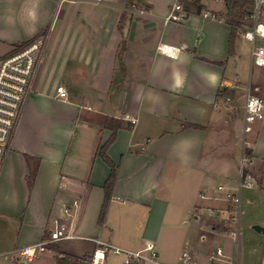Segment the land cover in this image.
<instances>
[{"label": "crops", "instance_id": "obj_1", "mask_svg": "<svg viewBox=\"0 0 264 264\" xmlns=\"http://www.w3.org/2000/svg\"><path fill=\"white\" fill-rule=\"evenodd\" d=\"M173 1L0 0V57L48 34L0 169V254L41 241L49 220L64 219L62 205L76 199L74 237L49 244L31 264H74L97 238L128 250L152 242L157 257L138 264H179L184 250L195 264H212L218 247L233 264H264V232L246 228L238 251L230 233L231 196L243 179L232 167L243 148L254 184L244 186L242 200L258 208L250 224L264 227V117L243 132L246 86L237 84L236 39L228 53L223 0L205 4L218 19L202 18V4L187 0L183 20L164 22ZM257 75L255 93L264 99V69ZM240 113L236 155L228 142ZM109 117L122 126L105 150L117 175L99 219L110 174L99 150L111 135ZM26 156L37 159L30 185L34 160ZM214 171L227 178L217 185L224 194L211 191ZM222 231L228 240L213 247ZM106 262L123 264L111 255Z\"/></svg>", "mask_w": 264, "mask_h": 264}, {"label": "built area", "instance_id": "obj_2", "mask_svg": "<svg viewBox=\"0 0 264 264\" xmlns=\"http://www.w3.org/2000/svg\"><path fill=\"white\" fill-rule=\"evenodd\" d=\"M102 2L103 0H91ZM187 0H174L171 4L164 22L183 20L188 13L184 8ZM202 4L198 14L204 19H218L217 12L206 7L205 4L218 2L221 0H189ZM264 0H253L251 12L248 16V24L238 28L237 33L250 43V65L264 68V21L260 20V6ZM139 11L138 14H143ZM48 34L43 33L27 40L22 45H16L12 50L0 57V169L3 160L9 150L10 142L22 112L26 97L31 90L34 76L40 66L47 43ZM57 92L64 93V88L58 86ZM230 100L229 97L226 98ZM264 117V99L251 91L248 83L245 90L244 103V126L243 132L248 133L253 123ZM132 122H134L132 120ZM245 144V143H244ZM248 162L245 149L243 148L240 172L242 173ZM253 179L249 176L239 181L238 190L242 186H252ZM239 193L231 196V206L238 213ZM78 206L76 199L70 203L62 205V213L65 216H53L46 226L47 234L39 242L16 248L12 252L0 254V258L10 261L13 264H31L42 253L48 250V245L59 240L72 238L74 234L70 228L71 218L74 216ZM232 216L230 222L235 221ZM230 233L234 237V245L238 244L236 234ZM95 248L88 256L79 257L74 264H107V256L120 257L123 264H138L141 261L153 260L157 257V251L152 242H146L138 250H128L120 246L95 239ZM223 252L220 247L215 249L210 256L212 264H233L232 259H223ZM179 264H195L187 250L181 252Z\"/></svg>", "mask_w": 264, "mask_h": 264}, {"label": "rangeland", "instance_id": "obj_3", "mask_svg": "<svg viewBox=\"0 0 264 264\" xmlns=\"http://www.w3.org/2000/svg\"><path fill=\"white\" fill-rule=\"evenodd\" d=\"M189 3H192V1H189ZM260 13H261L260 14V20L264 21V4H262L260 6ZM237 34H239V33H237ZM235 39H236V43H237V49H238V52L240 54V60H239L240 65L238 68V73H239V76H238L239 80L238 81H239V83H237V84L240 85V87L241 86L247 87V85L249 83V85L251 87V91L256 92L255 91V85L257 84V76H258L257 70L259 68H262V69H264V68L253 65L252 70H250V43H249V41L245 40L242 36L236 37ZM257 94H258V92H257ZM242 146H243L242 114L240 113L239 115L238 114L234 115V140H233L232 144H230L228 142V149L232 148V151L234 152V154L238 155L239 152L241 151L240 149L242 148ZM234 169L238 173V171L240 169V164L238 161L232 167V172ZM214 172L215 173H212V175H210L211 177H208L210 180L209 185L211 187L212 192L220 193L217 190V185L218 184L227 185L228 184L226 181L227 178L223 174V171H214ZM238 185H239V182H237L235 187H237ZM200 189H203V186H201ZM245 191H246V187H244V186L240 187V191H239L240 202L238 203V213L235 212V208L233 206L230 207L231 212H233L232 216L234 218H236L235 221H233L231 223L230 230L236 234L237 240L238 239L241 240V238L243 239V233H244V230L246 228H250L254 224H259V223L250 224L251 223L250 222V219H251L250 215L256 217L259 214V211H258V208L254 207V206H251L248 208L245 207L244 202L242 200L243 194ZM221 192L222 193H220V194H224L227 192V190L224 189ZM263 211H264V208H263ZM246 215H248V216H246ZM187 219L190 220V218H187ZM259 225H261V224H259ZM224 234H226V233H223V231H222L219 234L218 238H215L212 240L213 247H215L216 244L219 242L224 244V240H228V239H226V237H224L225 236ZM238 249H239V246L237 245L236 250L238 251Z\"/></svg>", "mask_w": 264, "mask_h": 264}, {"label": "trees", "instance_id": "obj_4", "mask_svg": "<svg viewBox=\"0 0 264 264\" xmlns=\"http://www.w3.org/2000/svg\"><path fill=\"white\" fill-rule=\"evenodd\" d=\"M130 1L132 2V0ZM223 2L225 6L224 17L226 19V22L231 25V31H230L229 40H228V53L232 54L233 53V43L237 35V29L235 27L242 28L247 25L248 16L251 12V8L253 5V0H223ZM25 42L26 41H23V42L17 43L16 45H22ZM220 93L222 95L228 96L230 95L231 91L227 89H223ZM121 126H122V120H120L119 118H114V117L107 118L106 127L111 130V135L109 139L100 147L99 154L103 158V160L109 165L110 174L103 184L104 200H103L102 207L100 210L99 219H102L106 211L107 203L110 198V194H111V191H112L115 179H116V175H117V170H116L117 167L106 155L105 150L108 147V145L115 139L116 132L118 128ZM245 152L249 160L251 158V153L248 149H246ZM26 158H27V161H31V159L34 160L33 170L31 171V174L29 175V180H28V183L30 185V177L36 171L37 159L32 158L30 156H26ZM247 172H248L247 170L243 169L242 171L243 178L246 176ZM257 184L260 185V179H257Z\"/></svg>", "mask_w": 264, "mask_h": 264}, {"label": "water", "instance_id": "obj_5", "mask_svg": "<svg viewBox=\"0 0 264 264\" xmlns=\"http://www.w3.org/2000/svg\"><path fill=\"white\" fill-rule=\"evenodd\" d=\"M252 228L256 231V232H264V227L259 225V224H254L252 225Z\"/></svg>", "mask_w": 264, "mask_h": 264}]
</instances>
